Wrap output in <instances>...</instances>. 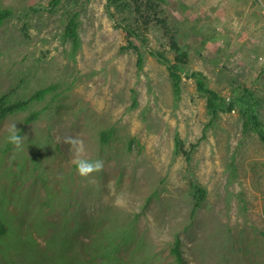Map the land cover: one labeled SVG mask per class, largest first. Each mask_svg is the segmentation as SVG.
Segmentation results:
<instances>
[{"label":"rangeland","instance_id":"374dc122","mask_svg":"<svg viewBox=\"0 0 264 264\" xmlns=\"http://www.w3.org/2000/svg\"><path fill=\"white\" fill-rule=\"evenodd\" d=\"M155 2L157 13L131 22L172 62L186 52L178 95L106 0L54 11L50 0H0L13 9L0 26V96L12 104L48 89L0 118V264H177L176 236L188 264H264V144L244 130L241 99L252 92L264 123V0ZM74 11L76 52L63 37ZM190 71L232 110L211 119ZM12 123L27 137L21 149L6 140ZM66 135L104 170L80 176ZM190 181L206 191L198 208Z\"/></svg>","mask_w":264,"mask_h":264},{"label":"trees","instance_id":"16d2710c","mask_svg":"<svg viewBox=\"0 0 264 264\" xmlns=\"http://www.w3.org/2000/svg\"><path fill=\"white\" fill-rule=\"evenodd\" d=\"M60 3L61 0H50L49 10L54 11V9L57 8ZM105 6L111 19L114 20L116 19V16H119L120 20H117V22L124 28L126 34L129 37H135L138 40L142 41V48L146 50L149 55L155 57L159 63L165 65L172 82L174 93L178 95L180 91L182 72L184 71V67L187 64V61L185 59L186 52L177 53L175 61L172 62L159 51L147 48V46L145 45L146 40L142 37L138 29L133 25V22H131L130 16H133V14L135 13L134 11L142 12L143 10H147L148 12L154 11L153 13H157L155 10V0H106ZM12 14V8L0 7V26H2L6 22V20H8L12 16ZM141 17L143 18V23L146 24L147 19H144V14H142ZM156 21L162 22L161 19H156ZM79 22V12L74 11L68 16L67 22L64 26L63 37L66 41H69L73 52H76L80 47V37L78 33ZM171 46L174 50L178 51V44L173 37L171 39ZM132 47L138 54V60L141 61L143 56L140 48L135 45H133ZM186 74L189 75V77H192L195 82L196 91L205 98L206 110L211 115V119L217 118L220 113H225L232 110L233 104L227 101L225 98L221 97L214 90L208 88L200 72L190 71L186 72ZM47 91L48 89H41L28 100L17 101L12 104H10L8 99L5 97L6 95L0 96V118L5 117L8 114L24 110L29 101L31 102L35 99H41ZM252 96V92L246 89H244L243 95L241 96V99H243V101L247 105V108L244 111V130H251L256 133L261 142L264 144V123L257 118V115L253 110L251 101ZM34 117L35 115L27 118L26 122H29ZM100 139L101 143H105L107 134L105 132H102L100 135ZM175 144L177 151H182L183 142L177 135L175 137ZM189 187L195 201L194 206L195 208H198L201 206L204 200L206 191L201 185L196 184V182L193 181H190ZM3 232H5V228L2 226V228L0 227V233L3 234ZM180 243V238L176 236L174 243L171 246L170 253L173 255L174 260L177 264H188L181 252Z\"/></svg>","mask_w":264,"mask_h":264},{"label":"clouds","instance_id":"9594fccd","mask_svg":"<svg viewBox=\"0 0 264 264\" xmlns=\"http://www.w3.org/2000/svg\"><path fill=\"white\" fill-rule=\"evenodd\" d=\"M8 136L6 140L8 143L14 146V149H21L26 136L20 134L16 123H12L8 129ZM63 142L70 146L73 151L72 163L75 165L77 173L82 177H88L94 172H100L104 170V161L101 159H90L86 156V147L84 141L78 136L66 135ZM124 202V196L119 195L115 203L120 205Z\"/></svg>","mask_w":264,"mask_h":264}]
</instances>
